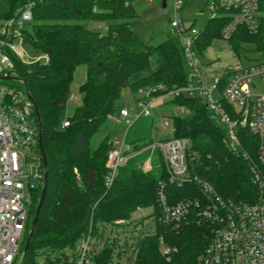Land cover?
<instances>
[{
	"label": "trees",
	"instance_id": "1",
	"mask_svg": "<svg viewBox=\"0 0 264 264\" xmlns=\"http://www.w3.org/2000/svg\"><path fill=\"white\" fill-rule=\"evenodd\" d=\"M141 0H6L8 11L0 21L12 18L17 9L32 4V18L22 34V40L34 51L48 57L47 64L25 65L18 60L12 74L25 83L39 112L42 144L47 159L48 181L42 208L33 229L30 245L21 264H37L39 251L45 260H60L66 248H73L79 238L99 223L127 220L138 207H153L157 211L155 191L157 182L167 180L157 156L155 168L143 172L145 159L135 157L119 169L112 186L106 190L104 178L110 138L96 147L90 141L108 115L120 107L122 92L136 94L154 89L151 97H159L173 88L187 84L181 51L175 37L152 45L142 42L129 28L136 18L133 3ZM258 31L250 35L243 26L228 40L237 55L244 54L243 44L253 46L250 54L264 61V0H259ZM89 24H103L104 32ZM226 24L224 16L207 19L200 26L196 42L199 58L213 39L221 38ZM253 62L252 60L248 61ZM85 67V80L79 86L80 104L71 116L63 117L75 70ZM228 74H223L224 80ZM161 87L163 90H158ZM167 108L182 107L185 115L171 117L172 137L189 142L187 158L191 175L208 181L218 196L235 201L252 200L248 164L225 149L224 133L211 119L200 99L177 97L169 100ZM68 126L61 129L63 121ZM152 118L135 122L126 136L134 151L151 143ZM40 154V152H39ZM253 155V153H252ZM141 156V155H140ZM143 160V161H142ZM43 177V167L40 166ZM42 183L33 188L26 230L20 245L22 255L26 236L41 192ZM170 204L184 198L203 200L204 195L193 183L182 187L167 186ZM212 226L191 211L178 228L157 226L155 235L143 239L135 264H197L207 248ZM164 242L176 252L165 261L157 244ZM60 257V258H59ZM108 253L102 252L95 264H107Z\"/></svg>",
	"mask_w": 264,
	"mask_h": 264
},
{
	"label": "built area",
	"instance_id": "2",
	"mask_svg": "<svg viewBox=\"0 0 264 264\" xmlns=\"http://www.w3.org/2000/svg\"><path fill=\"white\" fill-rule=\"evenodd\" d=\"M154 1L147 0L148 3ZM183 5L184 0H172L168 25L179 44L187 84L156 98L150 96L154 89L129 93L131 105L120 106L114 115L107 116V120L121 123L125 129L111 140L105 164L108 170L105 189L112 186L120 168L144 153L147 157L141 170L151 172L157 154L167 177L156 185L157 211L153 207H138L127 220L99 223L94 228L90 224L88 232L75 246L62 253L68 264H95L94 259L104 251L109 257L107 264H135L143 239L154 236L157 226L178 228L193 210L212 226L209 244L198 257L197 264H264V61L240 67L224 80L223 75L213 77L208 85L199 69L196 50L199 30L179 16ZM258 8L259 0H212L208 7L209 19L226 18L221 31L223 40H229L240 26L253 35L258 31ZM31 18L32 4H28L12 18L0 21V264H17L31 192L43 178L38 123L32 106L24 87L7 85V80H3L13 77L11 55L26 56L19 44L24 43L22 34ZM35 55L30 63H48L47 55ZM17 82L23 84L22 80ZM180 96L200 99L211 119L223 131L225 149L248 164L249 184L254 192L252 200L223 199L208 181L197 174L191 175L188 162L196 161L198 156L193 154L187 158L189 142L174 139L172 126L170 138L153 139L137 151L126 142L133 124L150 118L158 101ZM76 101H80V95L70 93L67 102ZM174 110L175 116L187 114L182 107H174ZM68 124L67 120L63 121L61 129ZM167 126V123L160 124L163 129ZM186 183L195 184L204 199L184 198L170 204L167 186L182 187ZM157 248L165 261L176 252L162 237L158 239Z\"/></svg>",
	"mask_w": 264,
	"mask_h": 264
},
{
	"label": "rangeland",
	"instance_id": "3",
	"mask_svg": "<svg viewBox=\"0 0 264 264\" xmlns=\"http://www.w3.org/2000/svg\"><path fill=\"white\" fill-rule=\"evenodd\" d=\"M212 0H186L184 10H181L179 13V16L182 20L185 22L195 20L194 22H187L191 26L199 29L200 26L204 23L203 21L209 19V12L208 7ZM166 7H162V4L159 0H155L152 3H148L147 0H141L137 1L133 9L135 13H137L138 16H136L135 19L129 21L130 23V30L135 33L137 37L142 39L144 42H148L150 38L152 37L151 44L156 45L164 40L167 39L168 36H171L172 33L170 31L168 21L169 18L172 16V0H166ZM183 9V8H182ZM20 10L17 9L15 11L18 12ZM8 11V6L6 3V0H0V14L6 13ZM14 13V14H15ZM90 28H94L98 31L104 32V25L103 24H89L87 25ZM19 47L23 49L25 52V58H20L18 56H15V54L11 55V64H12V70H14V63L16 60H18L20 63L25 65H31V64H37V63H30L31 58L36 57L37 53L34 51L30 46L25 45V43L19 44ZM243 49H247V51H250L253 49V46L250 44H243ZM244 50V54L237 55L235 51L233 50L230 42L228 40H223L221 38L213 39L209 46L203 51L202 55L203 57L200 60L199 63V69L202 73L205 79H207L208 85H210L211 81L208 76H222L223 74H229L233 72L234 70L246 66L249 64V60L259 59L258 54H250ZM30 57V58H27ZM27 60V61H26ZM251 62V63H253ZM11 70V73H12ZM13 77L20 79L17 75L12 74ZM85 78V67L79 66L74 73L73 81L70 86V92L71 93H78L79 86L84 82ZM22 80V79H20ZM7 85L13 86V87H19L23 88V84L17 82V81H7ZM137 96V95H136ZM169 100L167 98H164L157 103H160L157 107L154 106V112L155 116L153 120V124L156 122L158 123V120H162L161 122L167 123L168 128H165L164 130L159 129L156 130L154 135V139H166L170 138V125L171 124V117L175 116L176 111L174 108H167L165 103H167ZM132 98L130 94L127 91L122 92L121 99L118 101V104L120 106H124L125 104L131 105ZM80 104V101L76 102H67L66 109L63 112V117H69L72 114V111L76 106ZM158 111H157V110ZM163 109V110H162ZM161 110V111H160ZM170 124V125H169ZM132 128V127H131ZM125 129V126L121 123H115L113 120H106L103 125L100 127L98 132L92 137L90 141L91 147H96L99 145L100 142L105 140V138L112 139L116 136H119L123 130ZM132 129H130V132ZM158 155L155 154L153 158L154 165L157 162L156 157ZM141 159H145V154H142L138 158H136V161L139 162ZM142 160V161H143ZM141 169V168H140ZM32 195V194H31ZM72 249V248H66ZM39 256L35 258V261L37 264H68L66 259L60 258V260H57L53 257V255H50L49 260H45L43 257V254H41V251H39ZM64 252V250H63ZM23 258L22 255H19L17 264H21Z\"/></svg>",
	"mask_w": 264,
	"mask_h": 264
},
{
	"label": "water",
	"instance_id": "4",
	"mask_svg": "<svg viewBox=\"0 0 264 264\" xmlns=\"http://www.w3.org/2000/svg\"><path fill=\"white\" fill-rule=\"evenodd\" d=\"M3 80H7V81H18L20 79H17L15 77L9 76V77H5L3 78ZM23 86H24V91L26 93V96L32 106V110L33 113L35 115L36 121L38 123V145H39V152H40V158H41V163H42V167H43V178H42V188H41V192L38 198V202L35 208V212H34V216L31 220V224H30V230L26 236L25 239V243H24V247H23V252H22V258H24L28 252L29 249V245H30V238L33 232V229L36 225V222L38 220L41 208H42V204L44 201V197H45V192H46V187H47V181H48V167H47V159L43 150V144H42V126H41V120H40V116H39V112L37 110V107L29 93L28 88L26 87L25 83L22 81Z\"/></svg>",
	"mask_w": 264,
	"mask_h": 264
},
{
	"label": "crops",
	"instance_id": "5",
	"mask_svg": "<svg viewBox=\"0 0 264 264\" xmlns=\"http://www.w3.org/2000/svg\"><path fill=\"white\" fill-rule=\"evenodd\" d=\"M136 3V2H135ZM135 3H133V6H134V4ZM185 3H186V0H184V5H183V9L182 10H184V6H185ZM162 4V7H166V2L165 3H161ZM136 16H138L137 15V13H136ZM195 20H191V21H187V22H194ZM204 22V21H203ZM129 28H130V23H129ZM134 33V32H133ZM135 34V33H134ZM139 38V37H138ZM140 39V38H139ZM142 42H144L142 39H140ZM203 57V55L201 56V58ZM201 58H200V60H201ZM202 73H203V71H202ZM201 73V74H202ZM202 76H203V74H202ZM221 76V75H220ZM204 77V76H203ZM209 78L211 77V78H213V77H215V76H208ZM216 77H219V76H216ZM211 78L210 79H208V81L209 80H211ZM205 79V78H204ZM84 80H85V78H84ZM206 81H207V79H205ZM160 104V103H159ZM116 105H118L119 106V104H118V102H117V104ZM157 110V109H156ZM163 110V109H162ZM158 111V110H157ZM161 111V110H160ZM154 116H155V112H154V109H152V116L150 117V118H153L154 119ZM159 122L158 123H154V126H153V131H152V138L154 137V135H153V133H155L156 132V130L158 131L159 129H161V130H164L163 128H160V124H162L163 122H161L162 120H158ZM170 125V124H169ZM171 126V125H170ZM166 128H168V127H166ZM170 134H171V132H170ZM154 139V138H153ZM152 139V140H153ZM158 140V139H157ZM155 168V165H154V162H153V169Z\"/></svg>",
	"mask_w": 264,
	"mask_h": 264
}]
</instances>
